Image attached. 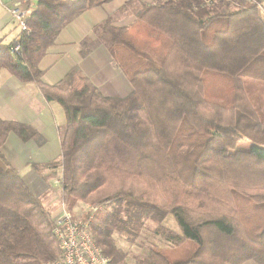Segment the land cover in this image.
I'll return each mask as SVG.
<instances>
[{"label":"trees","instance_id":"1","mask_svg":"<svg viewBox=\"0 0 264 264\" xmlns=\"http://www.w3.org/2000/svg\"><path fill=\"white\" fill-rule=\"evenodd\" d=\"M110 1L34 0L22 57L13 41L0 45V70L64 112L52 167L65 208H95L81 223L92 216L88 231L110 264H129L116 237L139 244L143 230L166 247L148 245L136 264H264V223L241 220L236 205L264 204V0H153L130 26L105 20L81 56L105 46L132 87L123 98L103 96L77 66L45 85L38 64L63 28ZM10 133L40 141L0 119V264H49L60 256L53 219L3 155ZM168 216L178 232L162 225Z\"/></svg>","mask_w":264,"mask_h":264},{"label":"crops","instance_id":"2","mask_svg":"<svg viewBox=\"0 0 264 264\" xmlns=\"http://www.w3.org/2000/svg\"><path fill=\"white\" fill-rule=\"evenodd\" d=\"M150 3L153 0H112L102 6L88 8L63 28L40 60L38 67L43 72L41 81L52 86L77 66L103 96H127L132 87L126 75L114 63L108 49L98 44L82 57V43L86 39L94 41V28L107 19H111L115 27L132 25L136 20L134 9ZM16 9H26V1L0 0V45L10 44L19 34L12 16V10ZM0 119L30 126L39 135V142H22L15 134L10 133L1 150L30 192L42 199L53 217L58 215L60 201L56 200L53 204V195L56 194L59 198V190L53 181L60 168H53L52 164L57 163L61 156L60 139L65 128L62 108L54 102L46 101L35 83H22L8 71L1 69ZM242 144L243 142L240 143V148ZM249 145L247 142L243 149H248ZM248 264H252L251 261Z\"/></svg>","mask_w":264,"mask_h":264},{"label":"built area","instance_id":"3","mask_svg":"<svg viewBox=\"0 0 264 264\" xmlns=\"http://www.w3.org/2000/svg\"><path fill=\"white\" fill-rule=\"evenodd\" d=\"M32 8L33 7L31 6L29 10H12V16L19 29V34L14 39L9 49V52L15 58L22 57V37L27 33L25 21ZM257 10L264 19V7L258 5ZM53 184L58 187L60 198L59 214L53 217V234L58 242L60 256L57 260H54L49 264H110L108 258L105 257L100 248L96 246L88 231V223L94 222L92 216H90L85 223L75 220L72 213L65 208L64 203L61 200L62 177L60 174L58 178L54 179ZM91 210L94 211L95 208H92Z\"/></svg>","mask_w":264,"mask_h":264},{"label":"rangeland","instance_id":"4","mask_svg":"<svg viewBox=\"0 0 264 264\" xmlns=\"http://www.w3.org/2000/svg\"><path fill=\"white\" fill-rule=\"evenodd\" d=\"M32 3L33 2L31 1V5H32ZM33 5L35 7L34 3H33ZM33 5H32V7H33ZM137 9H139V8L136 7L134 10H137ZM261 21L264 23V19H261ZM16 25H17V23H16ZM133 32L134 31H132V34H133ZM135 40H136V38H135ZM143 43H144L143 39L140 38V36L137 37V45H140V47H141V46H143ZM123 60H124V57H123V59H121V64L125 68L126 62H122ZM132 70L133 71H140V70H142V68L140 66L139 67H133ZM246 143H247L246 141L243 142L242 149L246 146ZM58 177H59V174L57 173L56 178H58ZM57 197H58V195H56V194L53 195V204L55 203L56 200L60 201V198H57ZM248 202L249 203L246 204V203H244L243 200H239L236 203L237 208L239 210L238 216L241 218V220L246 216V214H249V220L251 219V216H252V221L254 224H258V222L264 223V204H258V203L253 202V201H248ZM65 206L68 209V206H69L68 203H66ZM45 208H47V207L45 206ZM50 209L53 210L54 207L53 208L50 207ZM91 209H92V207H90L89 205L81 204L79 207H76L75 210L73 211V213H72L73 218L75 220H77V219L82 220L84 215L87 213V211H91ZM250 209H251V211H250ZM51 216H52V214H51ZM52 219H53V216H52ZM162 225H164L170 229H173L176 232L179 231L178 226L176 225L174 219L171 216H168L166 219H164V221L162 222ZM116 241H117V244L119 247H121L124 251L128 252V255H129L128 263L129 264H136V262L140 258L147 255V246L150 244L157 246L161 249H165V247H166L164 242L161 239H159V237L147 232V230H143L141 232V236H140L139 240H137V243H139V244L128 245L125 242V240H123V238H120L119 236L116 237ZM181 253H182V251L179 252L178 255H183ZM251 263L255 264L253 262H251ZM243 264H248V262L243 263Z\"/></svg>","mask_w":264,"mask_h":264}]
</instances>
